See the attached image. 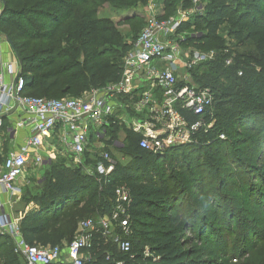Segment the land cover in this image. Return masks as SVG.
Masks as SVG:
<instances>
[{"label": "trees", "instance_id": "trees-1", "mask_svg": "<svg viewBox=\"0 0 264 264\" xmlns=\"http://www.w3.org/2000/svg\"><path fill=\"white\" fill-rule=\"evenodd\" d=\"M3 1L0 28L19 59L25 94L79 96L119 80L129 49L118 30L124 22L98 10L110 2L122 11L127 0ZM192 20L179 31L194 25L202 33L188 32L186 45L218 51L192 68L194 83L214 98L206 125L191 142L157 153L139 146V134L114 126L103 148L115 161L109 174L96 171L102 158L89 152L81 164H52L42 192L25 201L35 205L20 220L26 242L69 243L92 218L87 264H264V0H208ZM182 113L191 122L201 118ZM121 131L124 145L117 147ZM118 189L128 195L121 206L129 232L112 221L107 236L98 222L115 211ZM116 235L131 242L129 253ZM17 255L12 238L0 233V264H21Z\"/></svg>", "mask_w": 264, "mask_h": 264}, {"label": "built area", "instance_id": "built-area-1", "mask_svg": "<svg viewBox=\"0 0 264 264\" xmlns=\"http://www.w3.org/2000/svg\"><path fill=\"white\" fill-rule=\"evenodd\" d=\"M191 1L189 9L166 18L151 10L125 58L117 83L92 89L82 97L47 98L25 94L18 60L3 64L0 70V155L3 157L0 194L6 193L10 204L20 198L28 168L43 163L42 148L52 135L74 156L75 164L82 163L86 152L98 154L102 158L95 167L99 174H109L115 167L113 158L103 151L108 130L114 126L139 134V146L155 153L193 140L195 132L206 125L203 117L212 114L214 98L210 88L197 86L187 73L195 65L212 60L214 54L212 50L207 53L188 47L186 37L180 35L185 17L203 7L204 0ZM226 63L229 65L231 59ZM183 110L201 118L191 122ZM7 120L9 134L3 142L1 133ZM212 123L207 126L211 127ZM20 132L25 138L16 144ZM120 134L114 143L117 147L124 145ZM224 137L222 134L221 138ZM9 138L14 146L5 155ZM117 194V209L110 219L104 217L98 222L107 236H112V221L125 234L129 232L128 218L122 217L125 212L121 206L128 195L122 189ZM20 220L13 218L0 202V233L12 238L15 252L26 264H87L90 256L86 250L93 245L96 225L92 218L79 223L69 243L48 246L26 242ZM114 242L122 252H130L128 239L116 235ZM116 264L126 263L119 260Z\"/></svg>", "mask_w": 264, "mask_h": 264}, {"label": "rangeland", "instance_id": "rangeland-1", "mask_svg": "<svg viewBox=\"0 0 264 264\" xmlns=\"http://www.w3.org/2000/svg\"><path fill=\"white\" fill-rule=\"evenodd\" d=\"M127 1H128V5L122 11H118L117 8L110 2H106L105 5L100 7L98 10L99 16L102 18L104 17L109 18L114 23H118L120 21L124 22L123 24H119L118 30L120 32L122 42L126 46V50L128 48L129 49L126 53H124L122 69L125 66L124 65L125 58L128 52L131 50L133 43L140 36L144 28V25L146 23L147 15L150 13L151 10H156V13L159 17L166 18L169 16L176 15L178 14V12H184L191 7V6L187 7L184 5L185 0H170V2L168 3H166V0H127ZM207 1L208 0H204L203 3L205 4ZM3 7H4V1L0 0V10L1 11ZM202 11H203V7L200 10L196 11L195 13H192L186 16L183 22L184 23L186 21L192 22L193 16L198 13H201ZM226 28L228 29V26L226 24L223 25L221 33L223 37L227 38V43H228L230 38L228 37V34H227L228 31L226 30ZM200 29L201 27H196L194 25L188 26V27L186 26L184 30L180 31V35L183 34L184 36H186L188 32L193 33L194 35H199L202 33ZM188 47H191L196 50H202L192 45ZM246 48L252 49V47L250 46ZM243 49H245V47H243ZM203 52H207V53L213 52L214 57H215L218 51L212 50L211 52V50H204ZM234 55L235 54H233V56ZM12 59H17L19 61L13 48L11 47V45L9 44L7 40L6 34L3 33V29L0 28V70L3 68V64L11 61ZM187 75H189L191 79L194 78V74L192 70L188 72ZM117 81L118 80L107 81L106 84L101 88L108 87L112 84H115L117 83ZM90 91L91 90L84 91L79 96L64 95V96H60L59 98H78V97L84 96L86 93ZM9 126H10V122L8 120L5 121L4 130L1 133V138L3 142H5V139L8 138ZM120 133H121L120 137H123L124 135L123 131H121ZM24 138H25L24 133L20 132L17 138L19 143H21L24 140ZM13 146L14 144L10 143V138H9L8 141H6V150L4 154L6 155L9 152V149H12ZM42 150L43 152H45L43 156V159H44L43 163L41 165H35V166L29 167L27 170L26 177L24 178L22 182L23 192L21 193V196L19 200L17 201L18 203L15 204L12 209L13 214L15 216H20L21 214L27 212L29 209L35 207L33 203L26 204L25 201L27 198L42 192L45 184L41 182L42 180L45 179V176L49 172L51 168L50 166L52 164H55L57 161H60V160H65L67 164L70 163L73 165L75 163L74 156H72L70 151L66 150L65 148H62L61 142L58 141V138L55 135L51 136L49 142H46ZM116 153H119V152H116ZM118 157H121V154H118ZM124 158L123 160H125ZM115 209H117V207ZM107 218L110 219V216H107ZM5 241H7V244H8L6 250H10L11 246L9 245L8 240L5 239ZM18 260L21 264H26L25 260L22 257L18 256Z\"/></svg>", "mask_w": 264, "mask_h": 264}, {"label": "crops", "instance_id": "crops-1", "mask_svg": "<svg viewBox=\"0 0 264 264\" xmlns=\"http://www.w3.org/2000/svg\"><path fill=\"white\" fill-rule=\"evenodd\" d=\"M14 138V137H13ZM15 140V139H14ZM13 141V140H12ZM15 143L16 144H20L19 143V141H18V139L17 140H15ZM2 162V160H0V173H1V163ZM0 202H3L4 204H5V209H6V211L13 217V218H22L23 216H24V214L25 213H23V214H21L20 216H15L14 214H13V211H12V209H13V207H14V205L15 204H17L18 202L16 201V202H12L11 204L9 203V197H8V195L6 194V193H1L0 194Z\"/></svg>", "mask_w": 264, "mask_h": 264}, {"label": "water", "instance_id": "water-1", "mask_svg": "<svg viewBox=\"0 0 264 264\" xmlns=\"http://www.w3.org/2000/svg\"><path fill=\"white\" fill-rule=\"evenodd\" d=\"M7 40H8V42H9V44L11 45V47L13 48V50H14V47H13V44H12V42H11V40L10 39H8L7 38ZM15 52V51H14ZM15 54H16V52H15ZM17 56V55H16ZM5 117V116H4Z\"/></svg>", "mask_w": 264, "mask_h": 264}]
</instances>
